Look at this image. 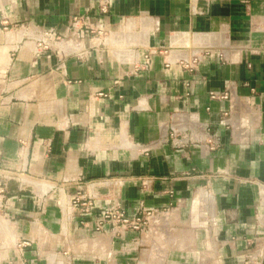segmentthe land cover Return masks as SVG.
Listing matches in <instances>:
<instances>
[{"label":"crops","instance_id":"1","mask_svg":"<svg viewBox=\"0 0 264 264\" xmlns=\"http://www.w3.org/2000/svg\"><path fill=\"white\" fill-rule=\"evenodd\" d=\"M0 264H264V0H0Z\"/></svg>","mask_w":264,"mask_h":264},{"label":"built area","instance_id":"2","mask_svg":"<svg viewBox=\"0 0 264 264\" xmlns=\"http://www.w3.org/2000/svg\"><path fill=\"white\" fill-rule=\"evenodd\" d=\"M101 11L106 12V8H102ZM70 36L76 40H81L84 37L94 35L96 32L88 25V19L83 16H73L69 25ZM98 33H100L98 31ZM64 37L56 33V31L48 30L42 32L40 38L36 41V46L39 49L46 50L54 42L62 41ZM148 57H145L146 63ZM197 64V59H193L190 63H186L187 68H192ZM210 99H228L227 93H210ZM71 206L79 210L83 214H88L95 206V200L92 197L86 195L81 189H77L70 198ZM155 215V211H143L135 216H128L121 208L115 204L108 205L102 209L100 216L95 223V231L100 232L105 226L111 225L113 228L121 231H134L139 232L149 228V219L152 215Z\"/></svg>","mask_w":264,"mask_h":264}]
</instances>
